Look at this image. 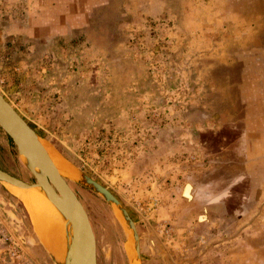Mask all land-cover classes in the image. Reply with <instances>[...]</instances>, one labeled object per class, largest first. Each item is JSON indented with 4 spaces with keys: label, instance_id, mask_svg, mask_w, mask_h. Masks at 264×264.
Listing matches in <instances>:
<instances>
[{
    "label": "rangeland",
    "instance_id": "rangeland-1",
    "mask_svg": "<svg viewBox=\"0 0 264 264\" xmlns=\"http://www.w3.org/2000/svg\"><path fill=\"white\" fill-rule=\"evenodd\" d=\"M0 35V92L137 227L140 258L120 211L67 179L98 264H264V0H0ZM0 170L36 183L1 126ZM218 170L252 177L259 217L200 220L183 192ZM28 199L0 182V264H56Z\"/></svg>",
    "mask_w": 264,
    "mask_h": 264
},
{
    "label": "water",
    "instance_id": "water-1",
    "mask_svg": "<svg viewBox=\"0 0 264 264\" xmlns=\"http://www.w3.org/2000/svg\"><path fill=\"white\" fill-rule=\"evenodd\" d=\"M0 126L17 146L19 154L36 179V183L28 184L2 170H0V182L21 190L33 188L40 189L59 210L63 218L67 220L68 223H72V232L69 234L70 236L67 243L68 245L65 259L63 261H58V259H56V257L48 251L55 263L98 264L96 238L89 215L79 197L69 185L67 179L70 178L59 171L55 161L43 145L37 132L29 125L26 119L14 108V106L1 92ZM74 169L76 168L74 167ZM78 173L79 179L74 182L82 184L103 196L108 203L112 204L120 211L122 217L132 232L135 242V250L140 258V237L137 227L129 212L122 206L117 197L105 186L87 175L80 173L79 171ZM188 188L189 184L185 187L183 196L187 200H191L186 194ZM203 216L206 218L205 220H207V216Z\"/></svg>",
    "mask_w": 264,
    "mask_h": 264
},
{
    "label": "crops",
    "instance_id": "crops-1",
    "mask_svg": "<svg viewBox=\"0 0 264 264\" xmlns=\"http://www.w3.org/2000/svg\"><path fill=\"white\" fill-rule=\"evenodd\" d=\"M192 187L194 191H191L193 197L191 200L197 201L196 210L207 213L211 224L210 230L216 221L212 220L213 215H218L219 212L225 219H232L238 223L249 217H259L263 212L255 195L253 179L247 173L239 172L233 175L222 170L214 171L207 176L204 184Z\"/></svg>",
    "mask_w": 264,
    "mask_h": 264
},
{
    "label": "bare ground",
    "instance_id": "bare-ground-1",
    "mask_svg": "<svg viewBox=\"0 0 264 264\" xmlns=\"http://www.w3.org/2000/svg\"><path fill=\"white\" fill-rule=\"evenodd\" d=\"M57 166L59 168H64L65 164L61 160H57ZM59 171L72 179V181H78L79 179V173L76 170L69 172ZM17 190L22 192L27 191V197L30 201V210L34 218L33 220H35L36 227L44 241V244L49 249H52L54 253L48 249L47 250L50 251L56 259H58V261H63L67 253L69 234L72 232V223H68L67 220L63 218L59 210L40 189L33 188L28 190ZM192 190L193 187L189 184L186 194L190 197V199L193 198L191 195ZM205 219L206 218L204 216L200 218L201 221Z\"/></svg>",
    "mask_w": 264,
    "mask_h": 264
},
{
    "label": "built area",
    "instance_id": "built-area-1",
    "mask_svg": "<svg viewBox=\"0 0 264 264\" xmlns=\"http://www.w3.org/2000/svg\"><path fill=\"white\" fill-rule=\"evenodd\" d=\"M0 45H1V35H0Z\"/></svg>",
    "mask_w": 264,
    "mask_h": 264
}]
</instances>
